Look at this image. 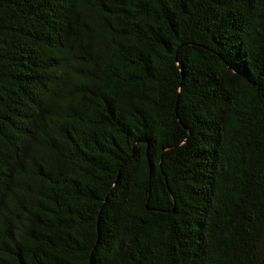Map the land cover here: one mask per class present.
<instances>
[{
	"label": "trees",
	"instance_id": "trees-1",
	"mask_svg": "<svg viewBox=\"0 0 264 264\" xmlns=\"http://www.w3.org/2000/svg\"><path fill=\"white\" fill-rule=\"evenodd\" d=\"M0 264H264V0H0Z\"/></svg>",
	"mask_w": 264,
	"mask_h": 264
}]
</instances>
